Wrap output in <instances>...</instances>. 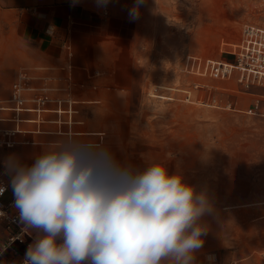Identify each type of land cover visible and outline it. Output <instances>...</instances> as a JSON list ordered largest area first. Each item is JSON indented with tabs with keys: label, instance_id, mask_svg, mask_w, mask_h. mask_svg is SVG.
Listing matches in <instances>:
<instances>
[{
	"label": "rangeland",
	"instance_id": "obj_1",
	"mask_svg": "<svg viewBox=\"0 0 264 264\" xmlns=\"http://www.w3.org/2000/svg\"><path fill=\"white\" fill-rule=\"evenodd\" d=\"M138 13L123 33L133 42L129 103L113 133L115 148L96 162L110 179L162 163L207 194L213 211L198 221L207 235L197 264H209V255L213 264H264V105L249 111L261 90L245 92L234 77L203 78L182 67L188 55L232 60L224 43L238 42L245 25L264 27V0H141ZM21 74L4 81L0 66L4 106L13 105ZM10 199L7 193L3 200Z\"/></svg>",
	"mask_w": 264,
	"mask_h": 264
},
{
	"label": "clouds",
	"instance_id": "obj_2",
	"mask_svg": "<svg viewBox=\"0 0 264 264\" xmlns=\"http://www.w3.org/2000/svg\"><path fill=\"white\" fill-rule=\"evenodd\" d=\"M140 2L130 19L138 18ZM14 161L10 154L0 166H10L13 206L36 233L24 264H197L207 235L198 221L213 206L162 163L122 170L113 181L78 148L43 154L30 165Z\"/></svg>",
	"mask_w": 264,
	"mask_h": 264
},
{
	"label": "crops",
	"instance_id": "obj_3",
	"mask_svg": "<svg viewBox=\"0 0 264 264\" xmlns=\"http://www.w3.org/2000/svg\"><path fill=\"white\" fill-rule=\"evenodd\" d=\"M135 5L136 0H115L114 19L107 21L96 14V0H0L3 80L27 73L29 109L35 107L33 99L43 98L49 100L48 109L62 101L65 108L73 103L76 111L70 128L64 123L61 133L53 113L42 114L40 124L37 114L20 113L19 126L30 129L15 137L20 143L2 151L6 160L14 154V162L30 165L43 154L71 148L95 161L105 158L103 152L111 154L119 114L126 110L133 86V42L123 33ZM0 114L5 119L14 115ZM61 118L67 122L69 115ZM2 121L6 128L16 127Z\"/></svg>",
	"mask_w": 264,
	"mask_h": 264
},
{
	"label": "built area",
	"instance_id": "obj_4",
	"mask_svg": "<svg viewBox=\"0 0 264 264\" xmlns=\"http://www.w3.org/2000/svg\"><path fill=\"white\" fill-rule=\"evenodd\" d=\"M114 0H96V14L103 20H109L112 16V5ZM222 51L231 56L232 60H213L200 56L188 55L183 62V71L198 77H208L215 80H229L235 78L237 84L243 91L249 92L252 89H260V93L254 92L250 112L258 113L264 105V27L257 25H245L241 31V39L235 43H224ZM28 75L21 74L13 85L14 96L8 100L12 106H4V101L0 99V113L2 111L13 112L12 118L2 120L13 121L15 129L2 128L0 126V149L12 148L20 143L15 137L21 133L19 123L23 121L20 113L32 112L37 114V124L44 122V113H53L57 116L54 121L58 126V133H61V126L64 123L72 125V114L76 113L72 109L73 103H67L65 108L62 101H55L56 108L48 109L49 100L43 98L33 99L35 107L29 109L25 106L28 99L24 93L30 90L28 86ZM208 87V85H204ZM198 88V85L196 86ZM8 110H3L4 108ZM29 110V111H26ZM67 113L69 120L63 121L61 115ZM19 119L21 121H19ZM28 143V142H26ZM6 160L0 161V164ZM20 163L29 165L28 163ZM10 166H0V264H24L25 252L36 236L32 230L19 219V214L13 206V193L10 187ZM10 193L11 199L5 202L3 199ZM42 234V233H41Z\"/></svg>",
	"mask_w": 264,
	"mask_h": 264
},
{
	"label": "snow or ice",
	"instance_id": "obj_5",
	"mask_svg": "<svg viewBox=\"0 0 264 264\" xmlns=\"http://www.w3.org/2000/svg\"><path fill=\"white\" fill-rule=\"evenodd\" d=\"M118 179H119V178H115V177H114L112 180H113V181H117Z\"/></svg>",
	"mask_w": 264,
	"mask_h": 264
},
{
	"label": "bare ground",
	"instance_id": "obj_6",
	"mask_svg": "<svg viewBox=\"0 0 264 264\" xmlns=\"http://www.w3.org/2000/svg\"><path fill=\"white\" fill-rule=\"evenodd\" d=\"M4 110H8V109L6 108V109H4Z\"/></svg>",
	"mask_w": 264,
	"mask_h": 264
}]
</instances>
